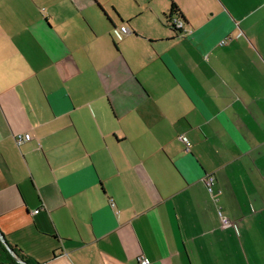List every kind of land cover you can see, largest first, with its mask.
<instances>
[{"label": "crops", "instance_id": "1", "mask_svg": "<svg viewBox=\"0 0 264 264\" xmlns=\"http://www.w3.org/2000/svg\"><path fill=\"white\" fill-rule=\"evenodd\" d=\"M0 235V264H264V0H0Z\"/></svg>", "mask_w": 264, "mask_h": 264}, {"label": "built area", "instance_id": "2", "mask_svg": "<svg viewBox=\"0 0 264 264\" xmlns=\"http://www.w3.org/2000/svg\"><path fill=\"white\" fill-rule=\"evenodd\" d=\"M170 25L177 30H183L184 22L181 18L174 16V17H171ZM127 34H129V29L124 24L117 26V27H113V29H112V36L116 40L123 39V37L126 36ZM223 42L224 41H221V43H223ZM179 138L185 142L186 149H188L190 146V142L187 141V139L184 136H180ZM30 139H31V135H30V133H27V132L23 133V134H16L14 136V140H15L17 145H20L23 142L28 141ZM203 181L206 185L207 191L210 194L212 200L214 201V203H217L218 192L214 191L215 178L211 174H206L205 177L203 178ZM38 212H39V209L34 210V213H38ZM216 212H217V216L219 218L221 227L226 228V227H235L236 226V221H233V220L229 219L227 216H225L221 210V207L218 204H216ZM0 240L2 241L1 237H0ZM17 259L22 264H24V262L22 260H20L19 258H17ZM137 262L139 264H149V261L143 255L137 256Z\"/></svg>", "mask_w": 264, "mask_h": 264}, {"label": "trees", "instance_id": "3", "mask_svg": "<svg viewBox=\"0 0 264 264\" xmlns=\"http://www.w3.org/2000/svg\"><path fill=\"white\" fill-rule=\"evenodd\" d=\"M177 13H178V11H177L176 7H175L174 4H173V5H172V12H171L170 15L168 16L169 23H170V20H171L172 15H173V14H177ZM19 259L22 260L20 257H19ZM22 261H23V260H22ZM23 262L26 263L25 261H23ZM26 264H28V263H26Z\"/></svg>", "mask_w": 264, "mask_h": 264}, {"label": "water", "instance_id": "4", "mask_svg": "<svg viewBox=\"0 0 264 264\" xmlns=\"http://www.w3.org/2000/svg\"><path fill=\"white\" fill-rule=\"evenodd\" d=\"M1 239H2V242H4V239L2 238V236L0 235ZM5 243V242H4ZM6 244V243H5ZM8 249L12 252V250L8 247ZM26 264V263H24Z\"/></svg>", "mask_w": 264, "mask_h": 264}]
</instances>
